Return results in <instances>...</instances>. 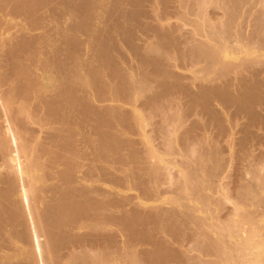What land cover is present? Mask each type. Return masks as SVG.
Wrapping results in <instances>:
<instances>
[{"label":"bare ground","instance_id":"1","mask_svg":"<svg viewBox=\"0 0 264 264\" xmlns=\"http://www.w3.org/2000/svg\"><path fill=\"white\" fill-rule=\"evenodd\" d=\"M192 2L0 0V264H264V0Z\"/></svg>","mask_w":264,"mask_h":264},{"label":"rangeland","instance_id":"2","mask_svg":"<svg viewBox=\"0 0 264 264\" xmlns=\"http://www.w3.org/2000/svg\"><path fill=\"white\" fill-rule=\"evenodd\" d=\"M192 1H193V0H190V3H191V4L193 3ZM191 4H188V5H191ZM189 7H190V6H189ZM209 7H210V6H209ZM209 7H207V9H208V16H209L210 18H214L216 15H217L216 17H218V18L220 17V16H218V15L223 16V15H222V14H224L223 10H218V9H216V11H214L215 8H214L213 5H212V7H210L211 9H209ZM213 9H214V10H213ZM217 11H218V12H217ZM220 11H221V13H220ZM211 13H212V14H211ZM213 13H214V14H213ZM218 13H220V14H218ZM190 18H192V17H190ZM193 18H194V17H193ZM174 19H175V20H173V22L175 21V22H177V23H181L182 25H184L183 20H182V21H181V20L179 21L178 18H177L178 20H177L176 18H174ZM187 28H188V30H187ZM189 28H190V29H189ZM185 29H186V31H188V32L194 30V29H192L191 26H185ZM184 31H185V30H184ZM184 33H185V32H184ZM245 48H246V47H245ZM253 48H254V49H253ZM246 49L248 50V54H249L253 59L261 60L262 57H264V56H263V55H264V50H261V48L258 49V48H256V47L252 46V48L247 47ZM234 60H236V61L239 60V61H240L241 59L238 57V55H236V58H234L233 61H234ZM239 61H238V62H239ZM238 62H237V63H238ZM198 66H199V67H198ZM198 66H197L198 68H201L200 65H198ZM197 67H196V69H198ZM263 67H264V66H261L262 69H264ZM189 68H191V67H189ZM259 68H260V66H259ZM191 70H192V69H191ZM191 70H188V69H187V70H185V71H183V72H185V74L188 73V74L190 75V74L192 73ZM263 71H264V70H263ZM188 74H187V75H188ZM191 75H192V74H191ZM260 94H261V93H260ZM260 94H259V96H261ZM142 99H143V98H141V100H142ZM139 100H140V98H139ZM224 105H226V104H224ZM221 106H222V105H221ZM221 106H217L216 108H219V107L221 108ZM231 114H232V112H231ZM233 114H235V113H233ZM192 116H193L192 119H197V118H198L197 116H195V118H194V115H192ZM199 117H200V116H199ZM201 118H202V117H201ZM189 119H190V118H189ZM192 119H190V120H192ZM199 119H200V118H199ZM203 120H205V119H203ZM211 129H213V130H211ZM215 132H216V133H215ZM217 132H218V130H217L216 128L214 129V128L210 127V131H209L210 134L208 133V134H209V137H210V136H211V137L214 136V138H212V139H214L212 145H214L213 147H216V148L218 147V149H223V150H224V148L226 147L225 144H226L227 142L225 141L226 143L224 144V140H223V139L216 137V136H218V135H217ZM151 139H152V138H150V140H151ZM212 139H211V140H212ZM220 139H221V140H220ZM214 141H215V143H214ZM218 141H219V142H218ZM263 141H264V139H263ZM216 142H217V143H216ZM177 143H178V144H177ZM177 143H176V148H178V149L180 148V149H181L180 146H182L183 142L180 141V142H177ZM219 143H220L221 146L219 145ZM251 143L253 144L254 142H250V144H251ZM215 144H216V145H215ZM217 145H218V146H217ZM159 146H160V145H158V148L161 147V146H160V147H159ZM219 146H220V147H219ZM222 146H223V147H222ZM199 147L202 148V149L200 150ZM158 148H157V149H158ZM161 148H162V147H161ZM157 149H156V151H157L158 153L162 152V151H159V150H161V149H159V150H157ZM180 149H179V150H180ZM204 149H205V148H204ZM204 149H203V146L201 147V146L198 145V146L195 148V153H194V154L198 155V154H200V153H203V152H204V151H203ZM226 150H227V149H226ZM258 152H259V151H258ZM258 152H257V153H258ZM225 153H226V155H225V159L228 160V161H227L228 164H227V168H226V173H227V176H226V177H228V178H225L224 181L221 183V185H222V188H223V187L227 188L226 186L229 185V186H228L229 188H227V191H228V189H229L230 191H228V192H231V193H229L228 195H230L233 199H231V202L229 201L230 203L227 204L228 206L225 205V207H227V208H229V209L232 210V208L235 209V208H236L235 206H238V203H237V202H238V199H237V196L235 195V194H237V193H236V191H234L235 188H234V185H232V181H233L232 179H233V177H234L235 175H236V176L238 175V173H239V172H238V169H239V168H238V166H237L238 164L236 165L235 160H234V161H231V157H230V155L227 154V153H230V151L227 150ZM225 153H224V154H225ZM230 154H231V153H230ZM166 155H167V154H166ZM166 155H163V157H164L165 159H167V160H168V158H170V157H172V158L174 157V160H175V159H176L177 161L179 160L178 155L176 156V155H172V154H170V153H168L169 157H167L168 155H167V156H166ZM177 157H178V159H177ZM227 157H228V158H227ZM172 158H171L170 160H172ZM165 159H163V162H164ZM174 160H173V161H174ZM163 162H162L161 164H163ZM233 163H234V164H233ZM231 164H232V165H231ZM164 165H165V163L163 164V166H164ZM175 165H176V166H175ZM230 165H231L232 167H230ZM173 166H174V167H173ZM125 167H126V166H125ZM125 167H124V169H125V173L127 174V172H128V174H129V173H130V171H129V169H130L129 165L127 166L128 171L126 170ZM180 167H181V168H180ZM183 167H184V166H183L181 163H178V164H177V162H176V164H174V165H172V167H170V171H171V169H172V171H171L170 173H173V172H174V173H178L179 171L182 172L183 170L185 171V169H183ZM173 168H174L175 170H174ZM234 168H235V169H234ZM228 169H229V170H228ZM230 170H232V171H230ZM176 171H177V172H176ZM184 171H183V172H184ZM227 171H228V172H227ZM229 172H230V173H229ZM233 172H234V173H233ZM126 174H124V175L126 176ZM206 176H209V175H206ZM206 176H205V177H206ZM229 177H230V178H229ZM230 179H231V180H230ZM229 180H230V181H229ZM239 182H241V181H239ZM164 183H167V182H164ZM227 183H228V184H227ZM132 185H133V184H132ZM168 185H170V184H167V185L164 184V186H163L162 188H164V189H168V191H169V189L171 188L170 191H172V186H171V185L168 186ZM165 186H166V187H165ZM132 188H133V189H132ZM231 188H234V189L231 190ZM134 189H135V190H134ZM220 189H221V187H220ZM129 190H130V191H129ZM129 190H128V192H129V196H130L131 198H132V196L134 197V199H135V197H136V201H138V200H137V199H138V198H137L138 195L140 196L139 199L142 198V197H141L142 194L140 193L139 190H138L139 192L137 191V188H136V187H131ZM217 190H219V188H218ZM219 191H222V190H219ZM233 192H235V193H233ZM170 193H171V192H170ZM171 194H172V193H171ZM172 195H174V198H172V199H174V203H175V202H176V203L179 202L177 205L174 204V205H175V206H174L175 209H177V210H181V208H182L183 206H181V205H179V204H182V203H183L182 205H184V201L182 202V200H179V199H178L179 197H175V194H174V193H173ZM146 198H148V197H146ZM175 198H177V199H175ZM234 198H235V199H234ZM132 199H133V198H132ZM134 199H133V200H134ZM212 199H213V198H210V203H211L212 201H214V200H212ZM236 199H237V200H236ZM175 200H177V201H175ZM235 200H236V201H235ZM134 201H135V200H134ZM146 201H147V200H146ZM146 201H141V202H144V203H146V204H147V203H148V204H151L150 201H152V200H149V202H146ZM138 202H140V200H139ZM153 202H154V201H153ZM153 202H152V203H153ZM155 202H157V201H155ZM165 203H166V202H163V203H160V204H161V206L164 205L165 207H168L169 205H168V204H165ZM208 203H209V202H208ZM178 205H179L180 207H178ZM176 206H177V208H176ZM225 207H224V208H225ZM223 210H225V211H221V213H220L221 216H222V215H226V213H228V212L230 211V210H229V211H226V210H228V209H226V208L223 209ZM252 210H256V208H253ZM253 212H254V211H253ZM223 213H224V214H223ZM223 217H224V216H223ZM222 221H224V220H222ZM216 222H218V220H217V221L214 220L213 223L216 224ZM219 222H221V221H219ZM219 222H218V223H219ZM231 226H233V225H231ZM231 229H232V228L230 227V230H229V228H228L227 231L225 230V231L223 232V233H225L226 235L229 236L228 241H229V240L232 241L233 239H235V237H233V236H232L233 238L231 237V234L233 233L232 231H235V230H233V229H235V227L233 226V229H232V230H231ZM124 230H125V229H124ZM257 230H258V229H257ZM125 231H126V230H125ZM231 232H232V233H231ZM229 233H230V234H229ZM260 234H261V233H260ZM262 234H263V233H262ZM262 234H261V235H262ZM126 239H127V241H128V240H129V237H126ZM129 241H130V240H129ZM130 242H131V241H130ZM134 242H136V241H134ZM184 242H185V241H183V243H184ZM187 242H188L189 244H188ZM193 242L195 243V240H193V241H192V240H190V241L187 240V241L183 244V247H184V246H185V247L188 246V247L185 248L186 250H185L184 248H183V249H184L185 251H188V253H190L189 251H192V252L190 253L191 256H194V255H195V257H197V256L200 257V256H201L202 258L207 259V257H206V258L204 257L205 255L207 256V254H206L207 252L204 251V249H202V248L200 249V246H199L200 244H199V243H198V245H197V243L194 244ZM191 243H192V245H191ZM130 244H132V242H131ZM135 244H137V242H136V243H133V245H135ZM187 244H188V245H187ZM130 246H131V245H130ZM198 246H199V247H198ZM201 250H202V251H201Z\"/></svg>","mask_w":264,"mask_h":264}]
</instances>
